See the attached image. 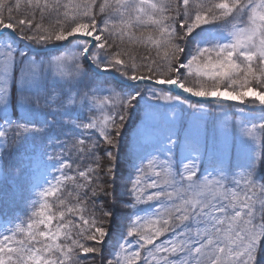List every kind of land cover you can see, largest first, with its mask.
Returning a JSON list of instances; mask_svg holds the SVG:
<instances>
[{"label":"snow or ice","instance_id":"obj_1","mask_svg":"<svg viewBox=\"0 0 264 264\" xmlns=\"http://www.w3.org/2000/svg\"><path fill=\"white\" fill-rule=\"evenodd\" d=\"M0 184V264H264V0H0Z\"/></svg>","mask_w":264,"mask_h":264},{"label":"rangeland","instance_id":"obj_2","mask_svg":"<svg viewBox=\"0 0 264 264\" xmlns=\"http://www.w3.org/2000/svg\"><path fill=\"white\" fill-rule=\"evenodd\" d=\"M226 111H228L229 114L233 118H236V116H237L236 109H226ZM135 115L136 116H135L134 122H132V124H131L132 127H131V131L129 132V138L131 136L132 130L134 129L135 125L139 122V119H138L139 118V112H137ZM239 118L242 121L246 122L249 127H251V123L252 122H255L256 124L261 123V120H260V116H259L258 111L250 112V113L241 115ZM219 119H223V117L220 116L218 113H212L211 116L209 117L210 122L216 121V120H219ZM126 153H127V149H126ZM121 161H122L121 162V164H122L121 165L122 175H120V177H126L127 174H128V172H129V169H130V166L128 164V159H127V155L126 154H125V156L122 157ZM0 188H3V184H0ZM123 210L126 211V209L124 208V205L123 204H117V206L113 208V211L116 213V216L119 215L121 213V211H123ZM13 216H15V214L12 213L11 210L7 209V207H3L0 204V222H3L7 218H10V217H13Z\"/></svg>","mask_w":264,"mask_h":264},{"label":"trees","instance_id":"obj_3","mask_svg":"<svg viewBox=\"0 0 264 264\" xmlns=\"http://www.w3.org/2000/svg\"><path fill=\"white\" fill-rule=\"evenodd\" d=\"M135 114L133 115L132 119L130 120L129 122V128H128V134L125 138V146H124V150L123 152L121 153V156H120V160H119V167H118V172H117V175L120 176L122 175V169H121V159L123 156H125L126 154V149H127V140L129 139V132L131 131V127H132V122H134V119H135ZM16 159L13 158L12 161H11V164L12 166L14 167L15 164H16ZM3 187H5V185L3 184ZM0 204L3 206V207H7V209L11 210L12 213H14L15 215L16 214H22L23 212V209H24V202L22 200H16L15 202H4V201H0ZM125 213V210L121 211V213L119 215H117L114 219V222H113V228H117L120 223H121V220H122V217Z\"/></svg>","mask_w":264,"mask_h":264},{"label":"water","instance_id":"obj_4","mask_svg":"<svg viewBox=\"0 0 264 264\" xmlns=\"http://www.w3.org/2000/svg\"><path fill=\"white\" fill-rule=\"evenodd\" d=\"M195 99V98H194ZM229 103H231V102H229ZM252 112H255V111H252Z\"/></svg>","mask_w":264,"mask_h":264}]
</instances>
